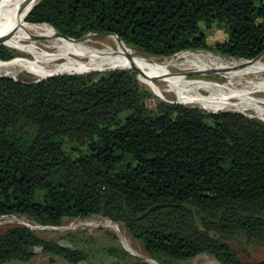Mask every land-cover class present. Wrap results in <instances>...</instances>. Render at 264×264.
<instances>
[{
  "label": "trees",
  "instance_id": "obj_1",
  "mask_svg": "<svg viewBox=\"0 0 264 264\" xmlns=\"http://www.w3.org/2000/svg\"><path fill=\"white\" fill-rule=\"evenodd\" d=\"M26 21L75 40L117 35L144 57L264 53V0H39ZM213 29L226 39L211 47ZM7 48L1 62L16 56ZM155 96L127 69L0 76V217L41 227L102 217L121 224L153 264L202 254L218 264H264L242 261L234 248L264 249V122ZM39 254L69 264H151L110 233L54 241L22 225L0 233V264Z\"/></svg>",
  "mask_w": 264,
  "mask_h": 264
},
{
  "label": "bare ground",
  "instance_id": "obj_2",
  "mask_svg": "<svg viewBox=\"0 0 264 264\" xmlns=\"http://www.w3.org/2000/svg\"><path fill=\"white\" fill-rule=\"evenodd\" d=\"M38 1L0 0V38L4 39L0 46L33 57L28 61L17 57L9 62L0 61V71L21 68L42 78L60 73L79 74L92 69H127L130 66L136 70L143 84L159 96L163 92H174L178 103H196L212 111L232 106L264 115L262 103L249 96L251 92L264 91V77L260 78L264 75V54L252 60H228L212 53L194 51L179 53L171 59L155 60L136 54L114 36H108L112 45L94 49L86 44L89 38L76 42L65 40L48 25L28 23L26 18ZM79 57L86 58V63L79 62ZM59 60L64 62L49 67ZM170 67L180 71L219 72L227 81L224 85H217L204 80H187L184 76L172 75ZM249 77L259 79L246 82L244 79ZM156 79L166 83L165 90L157 86ZM202 91L206 92L205 97L201 96Z\"/></svg>",
  "mask_w": 264,
  "mask_h": 264
},
{
  "label": "rangeland",
  "instance_id": "obj_3",
  "mask_svg": "<svg viewBox=\"0 0 264 264\" xmlns=\"http://www.w3.org/2000/svg\"><path fill=\"white\" fill-rule=\"evenodd\" d=\"M225 39H226V35L223 33V31L218 30V29H213L209 32V35H208V45L212 47V46H214V44L221 43ZM86 44H87V46H89L91 48L99 49V48H102L103 45H108V44L112 45V42L110 41L108 36H94L91 38L89 37V41H87ZM9 50L14 52V54L16 55L15 57H17L19 60H27L28 61V60L33 59L32 55H30V54L18 52L16 50H12V49H9ZM185 52H194V51H185ZM195 52H208V53H212L215 56H220L224 59L235 60V59H231L228 57H224V56L218 54L217 52H215L213 50H202V51H195ZM135 53L138 54L137 52H135ZM175 55H177V54H175ZM175 55H173L171 57H167V58H155V57H146V58H149V59L152 58L155 60H163V59H171V58L175 57ZM78 59H79L78 61L81 63H86V61H87V59L84 57H82V58L79 57ZM63 62H64V60H59L53 64H50L49 67H52L54 64L57 65V64L63 63ZM262 62L264 64V59H262ZM49 67H47V68H49ZM169 71L171 72L172 75L184 76L187 80H204L207 82L216 83L217 85H224L227 81V78L221 76V74L219 72H207L206 71V72L202 73V72H196V71H180L175 67H170ZM6 72H8V73H6ZM0 76H6V77L13 78V79H16L19 77H26V78L31 77V78H34L37 80L45 79V78L41 79L40 77H37V76H35V75H33V74L29 73L28 71L23 70L21 68H14V69H11L9 71L1 70ZM263 77H264V75L260 76V78H263ZM254 78L255 77H253V78L249 77V78H245L244 80L246 82L247 81L256 82L259 79V78H256V79H254ZM139 82L141 83V85L146 87L148 90H151L159 98H162V99L167 100L169 102L178 101L177 96L174 92H163V95L159 96L154 90H152L151 88L149 89V87L146 86L145 84H143L140 80H139ZM156 84L161 90L166 89L167 85L165 82L156 79ZM205 95H206V92L202 91L201 96L205 97ZM249 96H251V99H253L254 101H260L262 103V104H260V106H262L264 108V91H254V92H251L249 94ZM180 104L185 105V106L198 107L200 109H203V108H201L200 105H198L196 103L183 104L180 102ZM148 107L150 109H152L154 107V102L153 101L149 102ZM203 110H205L207 112H224V111L238 112V113H241L247 117H254V118H257V119L262 120V121L264 119V115L260 116L254 110L250 109V110H244L243 111L241 109H238V108H235L232 106H227L225 108L217 109V110H213V111L212 110H206V109H203ZM15 225L26 226L29 229H31L32 231H34L41 238H43L45 240H50V241L61 239L63 236H65L68 233H78V232H86L88 235L95 237V238H99L102 240V239H104V237L107 233H110L116 237L118 244L124 250H126L130 255H132L134 257L136 256L135 258L140 259L144 262L153 264V261L145 253L142 245L138 241L134 240L128 234L126 229L121 224L112 223L111 221H109L105 218H102V217L92 216V217H89V218L83 219V220H81V219H64L62 221V224L58 227H41V226H38L37 224H35L33 221L29 220L27 217H22V216L0 217V233L4 232L8 228L15 226ZM234 248H235L236 252L238 253V255L242 261L264 260V249L254 248V247H251L250 245H245V246H242V245L237 246L236 245V246H234ZM8 264H69V263H66L65 261H63L57 257L39 254L38 256L34 257L28 263L12 262V263H8ZM80 264H85V263H80ZM180 264H218V263L212 257L205 255V254H202V255H199V256L195 257L194 259H192L188 262L180 263Z\"/></svg>",
  "mask_w": 264,
  "mask_h": 264
},
{
  "label": "water",
  "instance_id": "obj_4",
  "mask_svg": "<svg viewBox=\"0 0 264 264\" xmlns=\"http://www.w3.org/2000/svg\"><path fill=\"white\" fill-rule=\"evenodd\" d=\"M56 34H57V36L59 37V38H62V39H65V40H71V41H81V40H83V39H85V38H91V37H94V36H114L117 40H118V42H120V43H122V44H124L120 39H119V37L117 36V35H113V34H107V33H88V34H85L84 36H82L80 39H78V40H75V39H71V38H68V37H65V36H62L61 34H59V33H57V32H55ZM3 41H4V39L3 38H0V45L3 43ZM125 45V44H124ZM126 46V45H125ZM262 54H264V53H262ZM262 54H260V55H262ZM260 55H258V56H260ZM243 60H246V59H243ZM11 61V60H10ZM9 62V61H8ZM112 70H121V69H110V70H102V71H112ZM127 70H131V71H133L134 73H136V70L133 68V67H128L127 68ZM98 71H101V70H99V69H92V70H89V71H85L84 73H79V74H77V75H80V74H86V73H91V72H98ZM60 74H69V73H60ZM60 74H54V75H48V76H46V77H42V78H47V77H52V76H55V75H60ZM70 75H75V74H70ZM41 78V79H42ZM161 100H163V99H161ZM163 101H165V102H168V103H175V104H180V103H178V102H169V101H167V100H163Z\"/></svg>",
  "mask_w": 264,
  "mask_h": 264
}]
</instances>
